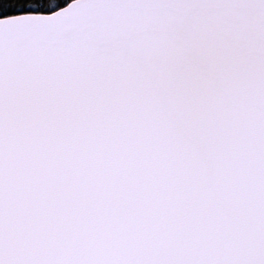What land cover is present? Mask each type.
Returning a JSON list of instances; mask_svg holds the SVG:
<instances>
[{
  "label": "snow or ice",
  "instance_id": "snow-or-ice-1",
  "mask_svg": "<svg viewBox=\"0 0 264 264\" xmlns=\"http://www.w3.org/2000/svg\"><path fill=\"white\" fill-rule=\"evenodd\" d=\"M0 264H264V0L0 17Z\"/></svg>",
  "mask_w": 264,
  "mask_h": 264
},
{
  "label": "trees",
  "instance_id": "trees-1",
  "mask_svg": "<svg viewBox=\"0 0 264 264\" xmlns=\"http://www.w3.org/2000/svg\"><path fill=\"white\" fill-rule=\"evenodd\" d=\"M72 0H0V17L20 12L52 13Z\"/></svg>",
  "mask_w": 264,
  "mask_h": 264
},
{
  "label": "water",
  "instance_id": "water-1",
  "mask_svg": "<svg viewBox=\"0 0 264 264\" xmlns=\"http://www.w3.org/2000/svg\"><path fill=\"white\" fill-rule=\"evenodd\" d=\"M70 3H72V2H70ZM70 3H69V4H70ZM69 4H68V5H69ZM66 6H67V5H66ZM66 6H65V7H66ZM63 8H64V7H63Z\"/></svg>",
  "mask_w": 264,
  "mask_h": 264
}]
</instances>
